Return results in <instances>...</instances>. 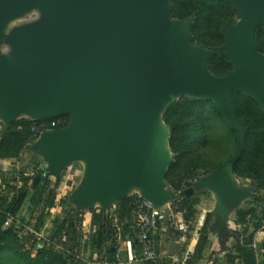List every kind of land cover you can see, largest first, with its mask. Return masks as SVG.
<instances>
[{
    "label": "water",
    "instance_id": "obj_1",
    "mask_svg": "<svg viewBox=\"0 0 264 264\" xmlns=\"http://www.w3.org/2000/svg\"><path fill=\"white\" fill-rule=\"evenodd\" d=\"M226 1L238 19L222 27L224 44L216 50L229 57L232 69L215 76L205 67L208 52L187 41L188 20L169 19L168 0H0V20L26 5L46 14L17 30L15 49L0 58V122L69 114L65 127L43 129L30 144L45 176L55 180L77 155L83 177L71 195L80 208L85 197L84 209L114 207L125 193L159 208L173 194L162 180L171 152L161 111L180 88L185 97L212 99L236 130L237 147L195 186L216 190L211 224L221 228L226 212L249 198L251 189L236 192L232 175L246 132L232 107V91L250 94L264 108V54L254 41L256 28L264 31V0Z\"/></svg>",
    "mask_w": 264,
    "mask_h": 264
},
{
    "label": "trees",
    "instance_id": "obj_2",
    "mask_svg": "<svg viewBox=\"0 0 264 264\" xmlns=\"http://www.w3.org/2000/svg\"><path fill=\"white\" fill-rule=\"evenodd\" d=\"M168 3L171 21L188 20V43L208 52L207 71L222 76L231 70L229 57L216 48L224 44L222 27L238 19L236 9L226 0H168ZM254 41L256 51L264 54L261 26L255 30ZM231 104L236 116L246 123L244 147L232 165V175L248 181L251 189L249 199L235 211L234 223L243 225V230L234 231L235 238L226 257L229 264H264V236L260 235L264 224V108L253 96L241 91H232ZM160 116L169 128L167 142L171 152V160L162 174L165 188L173 192L167 200V208L170 214L180 211L184 218L192 219L207 196V188H196L195 181L208 177L235 153L237 132L225 124L212 99L182 96L167 103ZM70 120L69 114H60L9 121L0 132V162L20 161L22 153L31 152L30 144L38 137V133L31 131L32 125L43 130L50 128V121H55L52 129L57 130ZM31 156L38 162L28 161L25 171L18 169L7 176L0 169V264H104V256L107 257L105 264H117L115 254L118 247H125L126 240L139 251L142 244L131 214L133 205L140 200L136 194L119 196L114 207L80 208L71 195L77 187L71 175L68 176L71 166L66 164L52 183L48 172L47 176L41 175L45 171L43 160L32 152ZM66 178L72 184L61 189ZM189 187L193 188V193L187 195L185 190ZM110 214L119 225V245L113 239ZM170 214L167 224L171 222ZM87 217L86 239H82L79 226ZM32 218L36 219L33 232L43 237L41 247L35 246L34 234L27 229ZM211 222V214L207 213L196 233L188 264L202 259L207 246L211 248L206 262L214 264L220 245L209 243ZM249 228L251 231L246 233ZM30 239L34 247L25 249ZM85 252V257L79 255Z\"/></svg>",
    "mask_w": 264,
    "mask_h": 264
},
{
    "label": "crops",
    "instance_id": "obj_3",
    "mask_svg": "<svg viewBox=\"0 0 264 264\" xmlns=\"http://www.w3.org/2000/svg\"><path fill=\"white\" fill-rule=\"evenodd\" d=\"M23 154L24 153H22L21 156ZM43 168H45L44 164H43ZM0 169L6 175L13 174L19 169L18 161L13 159L2 160L0 162ZM72 177H73L72 180L74 182L79 183L83 177V169L82 168L76 169ZM49 178L53 179V181H51L53 183L54 178L53 177H49ZM243 205L244 203L242 205H239L237 208H231L226 212V219L223 223V226H221V228H219L220 226L212 225L211 223L208 227V231L210 233L209 243L211 245L213 244L220 245V243H222V245L218 248V252L214 259V264H229L226 257V253L228 252V247L235 238L234 231L241 232L243 230V225L234 223V219L236 217L235 211L240 206ZM217 206H218L217 192L214 189H209L207 191V196L204 200L202 210L200 212L198 211V213H196L192 218L191 232L186 234L185 236H180L176 232H174L171 227V222L167 224L165 220L161 223H158V225L155 226L153 233L151 235L154 248L160 255L157 264H172L170 263V259H169L171 256H177L178 258L185 256L187 258H190L192 256L193 247L196 242V233L198 229L203 225L206 214L214 211L217 208ZM211 217L213 218L212 215ZM250 231L251 228H249L246 231V233H249ZM210 248H211L210 246L209 247L207 246L204 249L203 258L200 259L195 264H208L206 262V259H207V254L210 251ZM120 251L124 253V248L120 247Z\"/></svg>",
    "mask_w": 264,
    "mask_h": 264
},
{
    "label": "built area",
    "instance_id": "obj_4",
    "mask_svg": "<svg viewBox=\"0 0 264 264\" xmlns=\"http://www.w3.org/2000/svg\"><path fill=\"white\" fill-rule=\"evenodd\" d=\"M56 125L55 121H50V128H53ZM3 129V125L0 122V132ZM40 126L32 125L31 131L35 133H39L41 130ZM42 176H45V173H41ZM139 197V196H137ZM140 198V197H139ZM131 214L135 219V225L138 230V239L142 244V247L139 251H135L132 248V244L129 240H126L124 253L120 251V247H118L117 252L115 254V258L117 264H144L145 262H150L152 264H157L159 261L160 255L156 251L153 245V241L151 235L155 228V223H161L165 221L170 214L167 208V204L154 208L151 203L148 201L137 200L131 209ZM171 217V227L174 232H176L180 236H185L186 234L191 232L192 219L184 218L182 212L177 211L175 213L170 214ZM109 219L111 222V227L113 230V239L114 242L119 245L120 244V233H119V225L113 216L110 214ZM34 234L33 240L36 247H41L43 244V237L41 233H35L33 230H29ZM260 235L264 236V224L263 228L260 231ZM170 263L174 264H188L187 257L178 258L177 256H171ZM103 263L107 262V257L104 256L102 258Z\"/></svg>",
    "mask_w": 264,
    "mask_h": 264
},
{
    "label": "rangeland",
    "instance_id": "obj_5",
    "mask_svg": "<svg viewBox=\"0 0 264 264\" xmlns=\"http://www.w3.org/2000/svg\"><path fill=\"white\" fill-rule=\"evenodd\" d=\"M44 13L41 11V9L26 5L24 8L10 12L6 14L1 20H0V58H5L10 54L14 49H15V43L12 41L13 36L15 35V32L17 30H20L28 25V23H34L37 22L39 19H42L43 17H46V14L43 15ZM185 97L187 96V92L185 89H177L171 92L168 101L170 100H177L180 97ZM155 127L159 126V123L156 122L154 123ZM159 133L162 135H165L167 133V128L161 127L159 128ZM41 152V156H42ZM31 159H34V161L38 162L37 158H33L31 156V152H24V154L21 156V160L18 161V168L20 170H26V166L28 161ZM43 165V164H42ZM69 165L71 166L70 169L68 170V176L73 175V173L76 171V169H80L84 166L79 160L77 155H74L71 157V160L69 161ZM76 167V168H75ZM9 176V175H7ZM73 178V177H72ZM51 181H53L52 178H50ZM128 181H134V178L132 176H128ZM73 181V180H72ZM72 181L69 180V178H66L62 183L61 186L63 187L66 186H71ZM74 182V181H73ZM75 183V182H74ZM134 183L130 184V187ZM239 184V185H238ZM238 186L236 187L237 191L236 192H242L245 187L250 188L251 184L246 181V180H238ZM245 186V187H244ZM129 188V187H128ZM130 190V189H127ZM131 191V190H130ZM206 198V196H205ZM204 198V200H205ZM249 198L245 199L243 202L240 203L242 205L245 201H247ZM204 200L202 201L201 205L199 206L198 211L200 212L202 210V206L204 203ZM81 206L84 208L86 206V197L84 198V201L81 203ZM198 213V212H197ZM38 213H36L35 216H37ZM36 219L32 218L27 229L28 230H33V225L35 223ZM89 225V217L85 218L83 223L79 226V232L82 236V239H86V228ZM34 247V243L30 240H27L25 243V249ZM33 253V252H32ZM80 256H86L85 253L79 254Z\"/></svg>",
    "mask_w": 264,
    "mask_h": 264
}]
</instances>
